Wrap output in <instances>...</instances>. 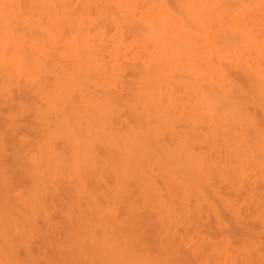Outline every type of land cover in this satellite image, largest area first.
Returning a JSON list of instances; mask_svg holds the SVG:
<instances>
[{
	"label": "clouds",
	"instance_id": "clouds-1",
	"mask_svg": "<svg viewBox=\"0 0 264 264\" xmlns=\"http://www.w3.org/2000/svg\"><path fill=\"white\" fill-rule=\"evenodd\" d=\"M0 264H264V0H0Z\"/></svg>",
	"mask_w": 264,
	"mask_h": 264
}]
</instances>
